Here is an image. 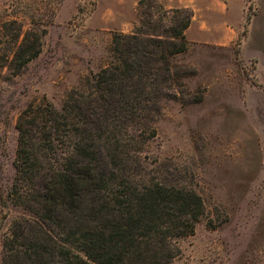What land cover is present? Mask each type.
I'll return each mask as SVG.
<instances>
[{"label": "rangeland", "instance_id": "1", "mask_svg": "<svg viewBox=\"0 0 264 264\" xmlns=\"http://www.w3.org/2000/svg\"><path fill=\"white\" fill-rule=\"evenodd\" d=\"M183 9L197 11L202 27L227 24L229 42L218 34L212 44L191 42L186 31L187 50L173 58L159 108L129 124L134 140L99 144L125 169L116 178L145 177L202 197L205 215L193 235L175 240L180 252L170 264H264V0H0V57L10 58L0 69V264L15 223L33 218L13 191L21 113L44 100L62 109L74 92L88 93L115 61V35L170 40ZM14 20L41 43L18 74L10 61L19 26L2 28ZM101 208L89 201L59 222L98 229L89 220Z\"/></svg>", "mask_w": 264, "mask_h": 264}, {"label": "trees", "instance_id": "2", "mask_svg": "<svg viewBox=\"0 0 264 264\" xmlns=\"http://www.w3.org/2000/svg\"><path fill=\"white\" fill-rule=\"evenodd\" d=\"M176 13L181 17L170 40L140 31L115 35V61L88 83V93L74 92L62 109L44 100L21 113L13 191L33 218L15 223L2 264H170L180 252L175 240L194 234L206 212L201 196L145 177L116 178L125 169L116 167L105 146L134 140L129 124L159 108L194 17L189 9ZM15 25L10 62L18 74L39 56L41 43L18 21L2 28L15 31ZM9 60L0 57V69ZM131 150L123 147L125 154ZM89 201L102 206L89 220L101 222L98 229L78 231L70 221L62 227L59 221L75 218ZM54 228L65 230V237Z\"/></svg>", "mask_w": 264, "mask_h": 264}, {"label": "crops", "instance_id": "3", "mask_svg": "<svg viewBox=\"0 0 264 264\" xmlns=\"http://www.w3.org/2000/svg\"><path fill=\"white\" fill-rule=\"evenodd\" d=\"M201 1V0H200ZM229 14L226 13L225 18L228 19L227 17ZM201 17H199L198 12L196 11L193 20L191 22L190 27L187 30V36L191 42H196V43H202V44H212L214 43V38H216L214 35L218 34L219 39L221 43H228L229 40L227 41V38H224L225 35L228 33V27L227 24H217V25H204L203 27L201 26ZM197 30V31H196ZM222 36V37H220ZM232 38V37H231ZM233 40V39H231Z\"/></svg>", "mask_w": 264, "mask_h": 264}]
</instances>
